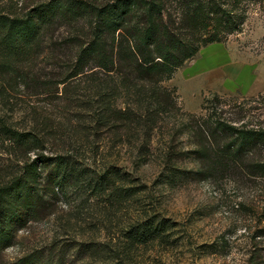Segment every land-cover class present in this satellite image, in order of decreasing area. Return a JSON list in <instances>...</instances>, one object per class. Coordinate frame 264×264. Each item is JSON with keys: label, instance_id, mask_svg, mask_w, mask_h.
<instances>
[{"label": "trees", "instance_id": "obj_1", "mask_svg": "<svg viewBox=\"0 0 264 264\" xmlns=\"http://www.w3.org/2000/svg\"><path fill=\"white\" fill-rule=\"evenodd\" d=\"M249 1L0 0V147L18 163L15 170H0V257L18 231L61 204L68 188L81 195L75 211L82 205L87 229L92 216L85 208L91 197L111 189L107 195L120 204L136 195L132 186L123 188L126 174L116 166L95 178L83 163L79 166L76 155L64 148L75 143L77 134L82 144H90V136L97 138L100 131L122 144L134 139L139 162L153 153V137L163 133L160 183L224 175L244 184H264L263 126L241 122L244 116L237 107L239 111L230 112L234 116L198 121L180 113L174 94L162 85L202 47L239 30ZM81 79L87 83L82 92L71 86ZM56 92L60 94L54 96ZM41 95L45 98L37 103L57 98L64 102L61 110L29 105L32 126L11 124L8 113L18 101ZM182 132L192 148L176 141ZM185 158L197 168L176 166ZM261 215L264 220V210ZM126 227L117 239L130 247L164 239L172 224L150 215ZM251 237L254 261L264 264V225ZM105 246L87 239L56 240L45 252L35 249L3 264H72L92 256L101 260L112 252Z\"/></svg>", "mask_w": 264, "mask_h": 264}, {"label": "rangeland", "instance_id": "obj_2", "mask_svg": "<svg viewBox=\"0 0 264 264\" xmlns=\"http://www.w3.org/2000/svg\"><path fill=\"white\" fill-rule=\"evenodd\" d=\"M246 9V18L239 30L222 41L202 47L162 83L174 94L180 113L198 121L214 122L219 116H234L230 112L239 111L234 108L237 107L244 116L241 122L264 127V0L249 1ZM215 44H218L215 51L224 57L222 67L198 71L196 62L200 52ZM222 77L231 86L216 88L215 81ZM86 84L81 79L74 80L71 86L81 87L82 92ZM59 94L56 92L54 96ZM43 98L41 95L18 101L14 112L8 113L11 124L19 129L32 126L29 105L38 104L54 112L61 110L62 100L44 99L37 103V99ZM187 135L178 133L176 141L190 149L192 144ZM73 138L75 143L64 148L76 155L80 167L83 163L95 178L106 168L116 166L126 174L123 188L132 186L136 195L120 204L107 195L111 189L91 197L85 208L92 216L87 229L83 225L86 221H82V205L75 211L81 195H75L68 188L67 196L59 200L61 204L49 216L17 232L13 245L2 252L0 264L35 249L45 252L56 240L82 242L85 239L107 243L105 248L112 250L110 258L84 257L72 264H258L251 254L254 245L251 236L257 226L264 225L263 183L244 184L238 177L224 175L201 181L181 179L175 185L160 183L157 177L162 168L160 150L166 138L163 133L153 137V153L139 162L135 161L134 139L122 144L106 131H100L97 138L90 136V144H82L78 134ZM49 152L45 150V154ZM33 157L34 153L30 155ZM189 158L177 161L176 166L197 168ZM17 164L0 147V170H15ZM150 215L166 218L172 224L165 231L164 239L130 247L117 239L119 231L125 230L129 223H141ZM222 241L225 245L218 248Z\"/></svg>", "mask_w": 264, "mask_h": 264}, {"label": "crops", "instance_id": "obj_3", "mask_svg": "<svg viewBox=\"0 0 264 264\" xmlns=\"http://www.w3.org/2000/svg\"><path fill=\"white\" fill-rule=\"evenodd\" d=\"M218 44H215L214 46L210 45V47L204 48L200 52V56L197 59V70L209 72L210 70H213L224 63L223 59L224 57L222 54L220 55V52L215 51ZM216 88H222V87H228L231 86L230 81L226 80L222 77V79L215 81ZM224 89V88H223Z\"/></svg>", "mask_w": 264, "mask_h": 264}]
</instances>
